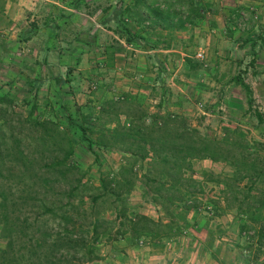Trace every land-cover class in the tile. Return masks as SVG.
I'll list each match as a JSON object with an SVG mask.
<instances>
[{"label":"rangeland","instance_id":"1","mask_svg":"<svg viewBox=\"0 0 264 264\" xmlns=\"http://www.w3.org/2000/svg\"><path fill=\"white\" fill-rule=\"evenodd\" d=\"M15 1L0 0V24L9 26L13 22L9 17L15 12L12 8V3ZM214 1L32 0L31 10L25 8L31 12L17 14L15 18V26L21 30L20 34H25L33 26L36 27V22L45 25L51 20L63 19L68 22L65 24L66 29L61 30V37L54 39L52 44L55 42L59 45L60 40L63 44L73 45L76 42L82 43L84 39H90V43H93L94 46L97 45L96 48L90 49L91 52L87 51L89 56L85 54L82 60L73 62L74 66H69L71 70L69 69L68 72L65 70L66 63L57 65L56 79L60 83L58 89L61 88L58 90L59 95L50 92L47 86L49 80H41L38 77L41 72L45 71V68L37 60L41 58V55L30 46L33 42L18 44L19 40L13 38L10 32H0V92H6L13 97L11 108L13 112L8 109L4 111L1 108L0 116L16 120L19 118L17 113L23 117L29 110H33L34 117L38 119L49 117L56 121L71 141L72 153L68 161L77 167L78 173L81 174V182L88 181L91 185L98 186L102 176H117L119 167L124 165L123 175L132 183L127 191L122 192L125 214L122 219L115 216L116 208H114L112 195L102 194L99 189L89 191L91 194H99L93 208L86 209V212L87 218L94 213L100 219L98 229L100 234L98 240L93 244L95 256L91 260L82 259L77 264H89L99 257L100 253L104 252L103 247L107 246L108 248L118 232L129 227L128 218L133 217L134 214H143L155 220H162L164 223L171 221L169 214L152 200V187L157 184L149 181L147 183L142 176L147 173V158L141 159L119 149L117 145L111 143V135L105 131L106 127L111 128V124H113L111 100L119 99L118 104L126 105L127 102L124 100H122V104L120 102L122 96L128 95V99L139 103L147 113L158 112V110L149 107L148 103L142 101L136 94H129L128 89L121 90L125 84L122 85L119 75L128 77L129 72H134L135 61L139 58L132 56L128 59V53H126L124 59L123 56L117 58L118 60L114 64L116 69H114L113 61H111V46L118 44L122 46L126 29H129L130 33L137 34L150 31L149 33H155L158 39L166 41V38L177 30L182 22L189 21L188 14H196V11H199L198 5L208 7V3ZM144 3L148 7L145 8ZM60 5L81 9L85 12L81 14L65 10L61 13L60 9L64 10ZM231 5L235 9L230 18L232 28L226 30L225 33L240 46L244 42L250 41L251 47H247L245 50L240 49L237 52L238 50L231 46L230 50L234 53L232 56L237 62L236 64L228 62L226 78L230 77L234 80L235 76H239L243 82H249L252 78L251 73L255 60L258 58L264 61V0H252L247 4L249 6L237 4V1ZM126 6L130 9L127 10ZM141 9H146L150 13L153 9H159L162 14L168 13L165 23L169 29L156 27L152 19L143 17L141 13L139 15L133 13V11L139 12ZM127 11L130 12V15ZM94 22L97 25H94ZM37 43L39 42L32 46H37ZM103 54L104 56H102ZM226 59L223 58V61L225 62ZM225 63L227 64V62ZM257 65L260 66L257 69H264L263 64L257 63ZM116 76L118 78L114 79ZM233 84H236L235 90L239 87L245 93L244 89L235 81ZM254 93L256 95L251 96L250 104L255 110L259 109L262 117V121L260 120L259 123L253 117L239 115L238 109L237 113L233 112L232 116H229L221 108H213L209 111L210 115L205 116L200 114L197 109L198 105H194L195 108H190V111L180 113V115L189 126L195 127L200 134L219 141L221 153L226 154L229 160L241 159L246 163L255 161L257 164H264V106H262L264 98L258 88L257 91L253 90ZM256 105L261 108H255ZM211 106H213L212 103L201 102V106L198 107L199 109L203 107L211 109ZM101 107H104V110ZM66 111L72 115L73 119L77 116L80 117V114L89 117L92 131L87 133L93 140L91 147L81 138L77 127L69 125L63 118L62 113ZM79 120L80 118H78ZM87 124L89 125V123ZM30 134H33V130H28V135ZM96 140L100 141V144ZM2 141L6 147L11 145L7 132H4ZM21 145V148L26 146L24 151L36 153L34 158L30 159L31 163L27 164L28 170L19 173L18 176L14 175L12 179L16 180L19 185L24 182L28 187L40 189L39 185L43 184L44 179L49 176L42 163L49 155L51 148L42 147L38 151L32 145ZM244 150L249 151L251 155H247L246 152H243ZM241 151L243 153L240 156ZM9 152L10 157H13V154L16 155L18 150L14 147L13 151L9 150ZM41 152L44 157L42 160L39 158ZM2 159L6 158L2 157ZM229 160L192 159L191 171L188 175L195 182H192L190 186L182 187L183 190L189 191L185 205H190L192 208H189L184 214L183 208L170 207L169 212L173 211L174 217L185 215L187 225L181 223L184 226L181 233L188 230L192 235L196 234L192 231L195 221L200 223V227H202L200 237L211 249V253L215 257L213 260L216 263L264 264V240L259 244L256 236L257 229L261 223H264V205L259 204L262 195L258 194V197L243 200L246 189L242 185H246V179L233 180L234 168ZM7 164L5 162L2 164L4 174L8 172ZM246 168L242 170V173H246ZM17 171L15 169L14 173H18ZM154 173L153 169L152 174ZM247 173L250 174L248 171ZM148 176L150 177L151 173ZM73 177V174L66 175L67 181L72 182ZM53 180V177L49 176V184L55 188L56 183H53ZM57 184L61 187L62 182H57ZM261 185L264 187V184ZM253 193L255 192H251V194ZM84 201L88 202L86 199ZM239 206H241V213H239ZM254 218L257 221H254ZM210 219L213 221L209 222ZM121 221L123 225L120 224ZM241 223L246 225L242 232L239 231ZM84 227L87 226L84 225ZM179 235L170 239L173 241ZM164 240L165 238L156 240L154 248H161L162 244L160 243ZM3 243L4 240L0 239V245Z\"/></svg>","mask_w":264,"mask_h":264},{"label":"trees","instance_id":"2","mask_svg":"<svg viewBox=\"0 0 264 264\" xmlns=\"http://www.w3.org/2000/svg\"><path fill=\"white\" fill-rule=\"evenodd\" d=\"M144 5L145 8L148 7L146 3ZM126 9L130 8L126 6ZM133 13L139 15L137 10ZM128 14L130 15V12ZM152 14L155 19L163 22H166L168 17V13L162 14L159 9H153ZM132 38H141L140 33H130V30L126 29L125 40ZM83 42L90 43V39H84ZM234 81L244 89L250 110L251 90L239 76H235ZM128 97H120L121 104L124 100L126 105L118 104L119 99L111 100L113 124L111 128L106 127L105 131L111 135V143L119 149L141 159L147 158V173L142 176L147 183L149 181L157 184L152 187V200L169 214L171 221L164 223L143 214H134L128 218L129 227L118 230L116 238L128 233L125 236L127 242L133 243L138 237L144 236L154 247L156 240H166L179 235L184 227L181 223L187 225L185 215L174 217L173 211L169 210L170 207L183 208L185 214L192 208L185 205L189 191L182 188L195 182L188 175L192 159H229L226 154L221 153L219 141L200 134L195 127L189 126L180 114L147 113L139 103ZM12 102L13 97L6 92H0V110L3 108L4 111L8 109L13 112ZM101 109L104 110V107ZM17 114L19 118L16 120L0 116V239L4 240L3 245H0V264H77L82 259L91 260L95 256L93 244L99 238L101 221L94 213L87 218L86 209L93 208L99 197V194H91L89 191L99 189L102 194L112 195L116 208L115 216L124 218L122 192L127 191L132 184L123 175L125 166L119 167L117 176H102L98 186L91 185L88 181L81 182L77 167L68 161L72 153L71 141L56 121L49 117L38 119L34 117L33 110H29L23 117L20 113ZM253 114L259 122L262 121L257 110H253ZM62 116L69 125L77 127L81 138L91 147L93 140L87 133L92 131L89 117L80 114V117L73 119L68 111L63 112ZM28 130H33V134L28 135ZM4 132H7L10 140L11 145L8 147L2 141ZM96 141L100 144V141ZM21 144L32 145L38 151L42 147L51 148L42 166L49 176L53 177L55 188L49 184V176L39 185L41 190L28 187L24 182L19 185L12 179L14 175L18 176L28 170L27 164L31 163L30 159H33L36 153L24 151L26 146L21 148ZM14 147L18 152L10 157L9 150L13 151ZM243 152L251 155L249 151ZM42 153H39L41 160L44 158ZM4 162L8 163V172L5 174L2 171ZM229 162L234 168L233 180L246 179V185H242L246 189L243 200L258 197L260 194L262 196L259 204L264 205V187L261 185L264 184V164H257L255 161L246 163L241 159ZM245 167L246 173H242ZM15 169L18 173H14ZM153 169L155 175L152 174ZM148 173H151L150 177ZM67 174L74 175L72 182L67 181ZM57 182H62L61 187ZM253 220L257 221L256 218ZM120 224L123 225V222ZM245 227L246 225L241 223L239 231L242 232ZM263 228L264 223H261L256 231L259 244L264 240ZM211 256L215 258L212 253Z\"/></svg>","mask_w":264,"mask_h":264},{"label":"crops","instance_id":"3","mask_svg":"<svg viewBox=\"0 0 264 264\" xmlns=\"http://www.w3.org/2000/svg\"><path fill=\"white\" fill-rule=\"evenodd\" d=\"M235 1L237 4L241 3L245 6H249L247 4L252 2V0H215L213 3H208V7L198 5L199 11H196V14H188L189 21L182 22V25H179L180 27L172 32L166 41L158 39L155 33L144 31L140 32L141 38L124 40L122 46L119 44L111 46V48L113 47L111 50L113 68L117 58L123 56L124 59L126 53H128V59L132 56L141 59H136L135 71L129 72L128 77L119 75L122 85L125 84L121 90L128 89L129 94H136L142 101L148 103L149 107L158 110L159 113H185L190 111L194 105L201 106V102H208L213 105L211 109L207 107L199 109L197 106L200 114L207 116L210 115L209 111L213 108H221L229 116H232V113L238 109L239 115L253 117L259 123L253 114V110H255L253 105H250V110L248 109L245 93L239 87L235 90L234 80L230 77L226 78L228 62L231 64L237 62L232 56L234 53L230 50L231 46L233 49H237V52L240 49L245 50L247 47H251L250 41L244 42L240 46L225 33L226 30L232 28L230 18L235 9L231 4ZM12 4L15 12L9 18L13 22L9 26L0 24V32H10L13 38L19 40L18 44L33 42V45L39 42L35 47L30 45L41 55V58L37 60L45 68V71L41 72L38 77L41 80H49L47 86L50 92L59 95L58 90L61 88L58 89L60 83L56 79L57 65L66 63L65 70L68 72L69 66L73 62L82 60L85 54L89 56L87 51L91 52L90 49L96 48L97 45L94 46L93 43H84L83 41L67 45L60 40L59 45L55 42L52 44L54 39L61 37V30L66 29L65 24L68 22L63 19L51 20L45 25L36 22V27L33 26L25 34H20L21 30L15 26V18L17 14L31 12L27 10H31L32 0H16ZM60 7L64 10L60 9L61 13L65 10L81 14L85 12L63 5ZM139 13L147 19H152L156 27L169 29L165 22L155 19L153 14L151 15L152 12L141 9ZM94 25L97 23L94 22ZM201 50L202 58L198 59L195 53ZM223 58H227L225 60L227 64ZM257 63L264 65V61L257 58L254 69H252L251 80L244 81V83L251 90L252 97L256 95L253 94V90L257 91L258 88L264 98V69H257L260 67ZM117 78V76L114 77V79ZM195 100L197 102H194ZM255 108L261 107L256 105ZM200 226V223L195 221L192 231L196 234L192 235L188 230H184L177 239L162 241L163 244L158 249L154 248L149 243V239L144 236L138 237L133 243H128L125 237L128 233H126L113 240L108 248L104 246V252L101 250L103 253H100L99 257L89 264H219L213 260L211 249L200 237L202 230Z\"/></svg>","mask_w":264,"mask_h":264},{"label":"built area","instance_id":"4","mask_svg":"<svg viewBox=\"0 0 264 264\" xmlns=\"http://www.w3.org/2000/svg\"><path fill=\"white\" fill-rule=\"evenodd\" d=\"M195 56H196L197 58H202V51H197V52L195 53Z\"/></svg>","mask_w":264,"mask_h":264}]
</instances>
